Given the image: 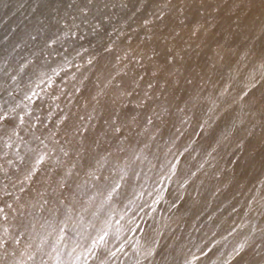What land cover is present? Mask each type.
<instances>
[{
  "label": "bare ground",
  "instance_id": "6f19581e",
  "mask_svg": "<svg viewBox=\"0 0 264 264\" xmlns=\"http://www.w3.org/2000/svg\"><path fill=\"white\" fill-rule=\"evenodd\" d=\"M37 38L0 64V264H113L136 224L148 248L159 187L204 179L215 147L199 205L156 263L179 264L208 195L233 190L264 147V0H74ZM224 83L235 101L206 108ZM238 245L219 262L264 264V234Z\"/></svg>",
  "mask_w": 264,
  "mask_h": 264
},
{
  "label": "rangeland",
  "instance_id": "374dc122",
  "mask_svg": "<svg viewBox=\"0 0 264 264\" xmlns=\"http://www.w3.org/2000/svg\"><path fill=\"white\" fill-rule=\"evenodd\" d=\"M74 0H0V64L2 62L15 61L20 63V56L30 53L27 49H39L40 45L33 47L39 39V30L48 27L50 18L56 16L58 7L66 5ZM41 44H49L43 38ZM4 78L0 69V81ZM9 78V77H6ZM11 96L17 95V89L9 88ZM233 102L230 96V83H224L215 94L212 102L207 101L206 108H214L223 102ZM8 119L6 110L0 109V122ZM242 142L231 147L226 146L222 150L223 155L237 151ZM215 147H210L203 159L202 170L206 176L197 180L200 171L193 170L188 179L181 183L180 187L170 191L168 184L159 187L157 195L152 198L149 215L156 217L155 242L145 243L147 238L143 227L135 225L127 231L134 232L127 235L112 252L116 259L113 264H119L126 253H132V261L142 264L143 259L150 264H156L161 257L168 239L174 235L180 223L185 221L187 213L195 210L200 203V190L209 185L214 174V162L210 161ZM257 156L248 163L241 180L233 190L223 189L218 196L208 195L205 216L199 225L193 230L189 245L179 264H228L227 261L220 263V255L224 253L228 245L239 239L238 251L241 255L248 253L264 234V147H255ZM221 156L220 158H222ZM171 180L176 177L177 170L171 171ZM173 178V179H172ZM195 183L197 189L189 190ZM225 185V184H224ZM181 191H188L185 209Z\"/></svg>",
  "mask_w": 264,
  "mask_h": 264
}]
</instances>
